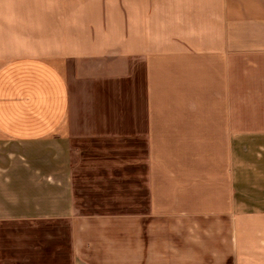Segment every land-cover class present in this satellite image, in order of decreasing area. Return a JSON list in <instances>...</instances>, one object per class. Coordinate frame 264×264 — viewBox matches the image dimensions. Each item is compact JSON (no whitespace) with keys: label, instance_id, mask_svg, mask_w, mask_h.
<instances>
[{"label":"crops","instance_id":"obj_1","mask_svg":"<svg viewBox=\"0 0 264 264\" xmlns=\"http://www.w3.org/2000/svg\"><path fill=\"white\" fill-rule=\"evenodd\" d=\"M249 185L264 0H0V264H212Z\"/></svg>","mask_w":264,"mask_h":264},{"label":"rangeland","instance_id":"obj_2","mask_svg":"<svg viewBox=\"0 0 264 264\" xmlns=\"http://www.w3.org/2000/svg\"><path fill=\"white\" fill-rule=\"evenodd\" d=\"M235 203V212L227 223L228 243L221 235L225 224L212 221L211 230H207L210 235L206 232L203 239H207L205 250L213 255L202 258L204 252L198 250L199 261L212 264L264 263V217L257 216L258 212L264 213V185L235 186Z\"/></svg>","mask_w":264,"mask_h":264}]
</instances>
